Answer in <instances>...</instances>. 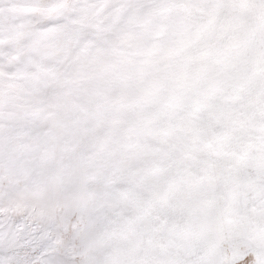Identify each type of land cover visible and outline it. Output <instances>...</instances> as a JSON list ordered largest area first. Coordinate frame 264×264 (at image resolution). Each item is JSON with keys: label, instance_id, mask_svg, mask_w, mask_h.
<instances>
[{"label": "snow or ice", "instance_id": "1", "mask_svg": "<svg viewBox=\"0 0 264 264\" xmlns=\"http://www.w3.org/2000/svg\"><path fill=\"white\" fill-rule=\"evenodd\" d=\"M0 264H264V0H0Z\"/></svg>", "mask_w": 264, "mask_h": 264}]
</instances>
